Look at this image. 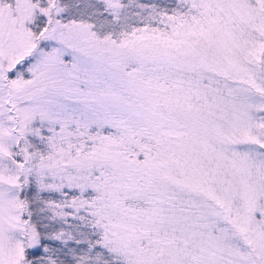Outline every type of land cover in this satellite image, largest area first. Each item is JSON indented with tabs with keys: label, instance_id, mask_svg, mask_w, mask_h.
<instances>
[{
	"label": "snow or ice",
	"instance_id": "obj_1",
	"mask_svg": "<svg viewBox=\"0 0 264 264\" xmlns=\"http://www.w3.org/2000/svg\"><path fill=\"white\" fill-rule=\"evenodd\" d=\"M0 264H264V0H0Z\"/></svg>",
	"mask_w": 264,
	"mask_h": 264
}]
</instances>
